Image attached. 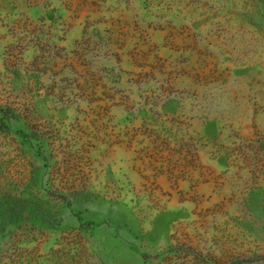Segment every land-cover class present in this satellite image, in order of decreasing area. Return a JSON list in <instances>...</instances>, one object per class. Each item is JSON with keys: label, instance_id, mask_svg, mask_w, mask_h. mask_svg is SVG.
Listing matches in <instances>:
<instances>
[{"label": "rangeland", "instance_id": "rangeland-1", "mask_svg": "<svg viewBox=\"0 0 264 264\" xmlns=\"http://www.w3.org/2000/svg\"><path fill=\"white\" fill-rule=\"evenodd\" d=\"M0 264H264V0H0Z\"/></svg>", "mask_w": 264, "mask_h": 264}]
</instances>
